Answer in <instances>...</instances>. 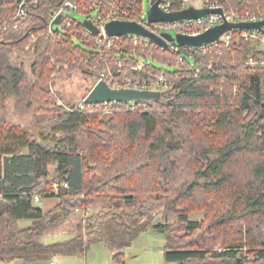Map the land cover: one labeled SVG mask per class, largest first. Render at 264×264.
Listing matches in <instances>:
<instances>
[{"label": "trees", "instance_id": "trees-1", "mask_svg": "<svg viewBox=\"0 0 264 264\" xmlns=\"http://www.w3.org/2000/svg\"><path fill=\"white\" fill-rule=\"evenodd\" d=\"M18 1L0 0V106L9 99L49 116L36 132L0 119V262H49L102 245L112 264H126L132 242L152 231L162 235L170 264H264V66L246 64L264 61V49L235 30L231 46L195 53L213 68L195 75L191 59L179 63L153 44L144 52L138 45L131 55L130 43L114 39L102 49L111 61H144L141 71H115L116 80L163 74L169 87L159 100L118 106L109 115L85 103L66 110L50 106L60 99L50 91L52 79L85 71L95 83L103 60L88 71L78 58L94 53L95 36L84 42L47 33L60 0L34 1L14 29L9 16ZM263 1L227 0L225 8L255 11ZM148 57L175 69L155 67ZM35 194L60 201L43 212L33 204ZM93 205L100 210L84 217L73 235L40 240L75 210ZM196 210L202 220L188 218ZM171 214L178 217L174 223L166 220ZM19 219L31 223L19 226Z\"/></svg>", "mask_w": 264, "mask_h": 264}, {"label": "built area", "instance_id": "built-area-1", "mask_svg": "<svg viewBox=\"0 0 264 264\" xmlns=\"http://www.w3.org/2000/svg\"><path fill=\"white\" fill-rule=\"evenodd\" d=\"M36 0H19L15 7L14 12L9 16V20L13 22V28L17 29L18 22L25 19L28 15L30 6ZM146 9L143 12V0H60L55 9L50 14L48 21L47 33L53 38L62 40L67 34H73L80 36L84 42L88 41L90 35L95 36L93 43L95 45L94 53L86 54L85 56L78 57L84 68L88 71L97 70L100 62L103 63L104 70L98 72L97 80L104 81L109 87L112 88H131L135 90H149L158 91L160 94L169 87L168 80L163 74L155 75L147 73V77L143 79L123 78L120 82L116 80L115 71L120 73L125 66H129L135 71H141L143 69L142 60H136L132 63L127 57L115 58L113 61L110 60L106 54L102 53L104 46L110 47L114 39L123 38V41L130 43L133 46L131 49V55L136 53V47L143 45L144 52L149 44H153L161 50H166L172 55L178 56V62H183V57H188L195 62L194 72L197 75L202 68H206L209 71H213L212 64L203 63L198 57H195L196 52H201L204 48H211L218 45L231 46L233 32L236 30L239 32L240 38L245 41L254 43L258 48L264 49V24L262 29H230L224 32L217 40L209 43L202 47H192L186 45H179L173 41H166V47H161L151 41L149 38L136 35V34H125L121 36H109L105 32V24L114 21H135L146 30L154 33L161 37L162 31L166 27L173 28L175 34H183L188 36H196L203 33L209 28L221 24L222 22H253L264 19V5L262 8H257L255 11H249L247 9H226L227 0H146ZM157 3V8L164 12L170 13L180 11L182 9L193 7L195 9L203 8H221L222 13H209L197 19H179L171 22H149L147 18V11L151 6ZM177 9H174L173 7ZM247 8V7H246ZM77 13L84 15L85 18L82 20L74 19L71 14ZM93 14V15H92ZM60 15V19L57 24H54L56 17ZM91 20L93 25L97 27L98 32L92 33L89 29L83 26L84 20ZM80 25V26H79ZM173 36V35H172ZM264 66V61L255 62L249 58L247 64ZM67 69V66L64 65ZM122 83V84H120ZM136 104H145L141 102H103L101 104H95L99 109L105 111H111L112 108L118 106H124L127 109H133ZM63 188H67L66 183L61 184ZM51 186L54 193H57L58 184L52 182ZM41 195L35 194L33 196V202L37 203L41 200ZM48 264H57L54 260H50Z\"/></svg>", "mask_w": 264, "mask_h": 264}, {"label": "rangeland", "instance_id": "rangeland-1", "mask_svg": "<svg viewBox=\"0 0 264 264\" xmlns=\"http://www.w3.org/2000/svg\"><path fill=\"white\" fill-rule=\"evenodd\" d=\"M146 0H143V12H145L146 7ZM264 5V1L262 3ZM93 15V14H92ZM71 16L76 20H82L85 18L84 15L73 13ZM162 31L169 33L171 35H175L176 31L173 28L166 27ZM78 43V42H77ZM79 44V43H78ZM189 63L192 61L185 57ZM141 61V59H139ZM144 63V61H142ZM147 62L152 64L155 67H158L162 70L171 72L174 71V67L158 62L151 57L147 58ZM210 64V62H207ZM215 61H213L214 66ZM247 64V63H246ZM257 64H253L251 66H256ZM186 74L185 76H187ZM218 75V74H217ZM52 83L50 85V91L56 93L60 99L58 98L55 103H50V106L56 105L65 108L66 110L69 109H83V99L84 97L90 92L93 86L96 84L94 83L93 77L88 74V72H80V71H73L72 73L63 74L54 76L52 79ZM105 115H109L111 111H105ZM48 113H35L32 109L26 108H16L13 102L7 99L3 105L0 106V119H5L13 124H18L24 128L30 129L31 131L36 132L38 125L40 124L41 120L45 117H48ZM26 152V149L22 150ZM48 170L50 174H53L54 165H49ZM53 181H51L52 183ZM145 196H141L139 200H142ZM96 210H100V205H94ZM167 221L169 222H176L178 217L175 214L168 215L166 217ZM188 218L191 220H202L204 218L203 211H192L188 214ZM161 221H164V218H161ZM152 233V231H149ZM150 237H138L130 246L129 252L132 255L131 257L128 254V258L126 261L128 264H163V256L161 254H157L155 252L148 253L144 251V245L146 242H149ZM162 245V241L158 242ZM104 252V253H103ZM251 258V257H250ZM75 260V259H72ZM87 264H112L110 259V253L106 250L102 245H94L91 247L90 251L87 254ZM70 264H81V261H73Z\"/></svg>", "mask_w": 264, "mask_h": 264}, {"label": "water", "instance_id": "water-1", "mask_svg": "<svg viewBox=\"0 0 264 264\" xmlns=\"http://www.w3.org/2000/svg\"><path fill=\"white\" fill-rule=\"evenodd\" d=\"M209 13L221 14V8H203L195 9L188 7L180 11L164 13L157 8V3H154L147 11L149 22H171L179 19H197ZM60 15L53 21L57 24ZM83 26L89 29L92 33L98 32L97 27L93 25L91 20H84ZM263 20L253 22H222L196 36H188L183 34H175L172 36L169 33H162L161 37L146 30L135 21H119L114 20L105 24V32L109 36H121L128 33L136 34L149 38L151 41L161 47H166L167 41H173L179 45H188L192 47H202L217 40L224 32L230 29H262ZM165 40H164V39ZM160 99L158 91L135 90L131 88H112L104 81L97 82L90 92L84 97L83 103L95 105L103 102H141L151 103Z\"/></svg>", "mask_w": 264, "mask_h": 264}, {"label": "crops", "instance_id": "crops-1", "mask_svg": "<svg viewBox=\"0 0 264 264\" xmlns=\"http://www.w3.org/2000/svg\"><path fill=\"white\" fill-rule=\"evenodd\" d=\"M55 168H53L54 171ZM60 199L56 196H49V197H43L41 200L37 203L33 202L35 206H38L42 209L43 212H46L53 207H55L59 203ZM96 207L89 206L83 211L75 210L71 213L68 220L62 222L61 224L49 228L46 231H44L43 235L41 236L40 240L43 242H49L56 239L66 238L71 235H73L76 232V226L77 224L86 216H89L91 214L96 213ZM31 223V220L29 219H19L17 221V224L19 226H27ZM140 237H150L149 242H146L144 245V251L148 253L155 252L157 254H161L163 256V250L161 248V244L158 242L162 240V235L156 232L150 233L149 231L146 233H143L140 235ZM90 251V250H89ZM88 251V252H89ZM82 256H65V255H55L52 260H54L57 264H70L73 261H81V264H87V254ZM104 253V252H103ZM75 259V260H72ZM163 264H170L169 262H166L163 256ZM0 264H5L0 262ZM13 264H22L19 262L13 263ZM25 264H48V261H35L31 263H25ZM126 264H128L126 262Z\"/></svg>", "mask_w": 264, "mask_h": 264}]
</instances>
